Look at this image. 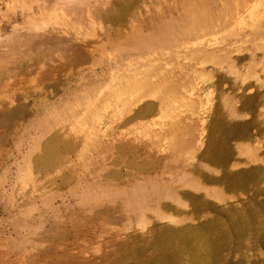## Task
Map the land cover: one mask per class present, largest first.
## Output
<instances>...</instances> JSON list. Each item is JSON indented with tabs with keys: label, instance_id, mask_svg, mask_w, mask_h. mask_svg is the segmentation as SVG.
Here are the masks:
<instances>
[{
	"label": "rangeland",
	"instance_id": "1",
	"mask_svg": "<svg viewBox=\"0 0 264 264\" xmlns=\"http://www.w3.org/2000/svg\"><path fill=\"white\" fill-rule=\"evenodd\" d=\"M263 10L264 0H0V264H200L194 255L214 243L211 264H264V14L250 26ZM151 40L171 45L155 63L181 113L138 118L189 125L157 146L162 156L95 162L94 138L109 136L89 133L92 117L106 118L126 53ZM50 49L73 63L28 66ZM197 80L200 115L179 101ZM135 120L117 130L143 136ZM55 131L57 148L84 140L68 166L29 180Z\"/></svg>",
	"mask_w": 264,
	"mask_h": 264
},
{
	"label": "bare ground",
	"instance_id": "2",
	"mask_svg": "<svg viewBox=\"0 0 264 264\" xmlns=\"http://www.w3.org/2000/svg\"><path fill=\"white\" fill-rule=\"evenodd\" d=\"M261 14H264V10L260 11L258 14H256L254 22H252V24L250 25V26L254 27V29L251 32L258 30L257 29L258 23L260 21H262V20L259 21V19L261 16H263ZM257 16H258V18H257ZM239 17L240 16L236 15V17H234L235 21H237ZM200 18H198L197 15L195 16V21H197L198 25L202 24L198 21ZM200 20H202L201 22L204 21L203 19H200ZM203 24H204V22H203ZM41 34H43V33H41ZM142 43L134 45L133 47L130 48L131 49L130 51L128 50L129 52L126 53V56L123 58V59H129L127 63L124 61L125 63L120 64L118 61V63L120 64L119 65L120 67L124 66L121 69L122 70L124 69L125 71H127V72H123V71L121 72V75L123 73L122 76H124V77L126 76V77H125V79L123 77L124 80L119 79V80L115 81V83L113 84V88H111V91L108 92L104 96L103 102L104 101L105 102H104L103 106H104V108H109L108 111H105V114H104V116L106 118L102 119L101 114H95V113H94V117H92V120H91L92 126L90 128L89 133H93L95 135L100 134V136L103 135L104 137L109 136V137H106V139L108 138L107 140H109V143L103 139L104 144L101 141L102 139L100 140V138L99 139L94 138V145H93L91 150L93 152L92 159L96 160L95 162H98V161L102 162L103 161V162H106L105 164L124 165L126 167H131L134 164V159L136 157H141L142 154H145V156H147V155H152L155 152L158 153V151H155V150L157 149V146L158 147L160 145L162 146L161 143L166 142V140H164V138H166L167 135L169 136L170 134H175L178 132V130L181 127H187V125H189L185 121H182V118H178V116H177V119H174V120L172 119L173 121H171V119L168 118L169 119V120L167 119L168 123L165 120L166 124H165V121L163 120V119H165V117L163 116L164 114L165 115L168 114L171 116V115H174V114H172L174 111H177V112H174L176 114L178 112L181 113L180 112L181 110L179 109L180 107L178 108L179 111H178V109L177 110L174 109L176 107V103H177V102L176 103H174V102H175V100L177 101L178 98L168 99V98H165L163 95L160 94L161 90L163 88H165L167 85L166 83H164V78H167L168 76L166 74L170 75L169 74L170 72L169 73L164 72V70H162V68L158 67V64L155 63L156 60L163 59L166 56H169L168 50L170 49L171 45L165 44L163 41H157V40H151V41H149V43L146 42L147 44L144 42H142ZM201 51L204 52L205 50H201ZM37 53H38V55H36ZM37 53L34 55L36 57L31 59V60H33L32 63L28 64V66L37 67L39 64H41L40 69L42 67H44V68L47 67V69H50L51 72H53V73H55L54 70L65 69L66 67H68L69 64L73 63L72 61H74L73 57H71V54H67V53H64L61 51L56 52L55 50H52V49L47 50V51H41V52L38 51ZM56 55L59 56L60 60L55 61ZM198 55H199V53H196L194 55V59L196 60V62L192 66H195L198 63ZM50 60L53 64H50L48 62ZM132 60H135V62L133 63ZM54 61H55V63H54ZM121 62H122V60H121ZM27 63H29V61ZM124 64H126V67ZM142 67H146V68L144 69ZM7 71H9V70L7 69ZM1 72H0V74H1ZM6 74H7V72H6ZM48 74H47L46 69H44V71L43 70L39 71V76H40L39 79L43 78V80H44L47 77L50 78L49 75H51L52 73H50L49 75ZM158 75L163 77V79L159 80L158 78H155ZM199 83H200V80L199 81L197 80L194 83V86L190 87L187 90L186 96L188 95V97H187L188 99H187V101L185 100L186 103H184V100L179 99L180 102L183 101L182 103L186 106L187 110L190 111L191 114L195 113V115H200L204 112V109L206 108V104L208 101V99H207L208 97H206L207 93L203 92V94H204L203 95L201 91L199 92V88H200L198 86ZM202 85H203V83H202ZM151 98H155L157 100L155 101V99H154V101H153V100H151ZM178 106H180L179 103H178ZM181 107H183V105ZM184 107H183V109H184ZM186 108H185V110H186ZM173 109H174V111H173ZM154 110L158 111L160 113L164 112L163 115L161 114L164 118L162 117L159 121H158V119L157 120L156 119H150V120L147 119L146 121H144V118L147 117V116L144 117L145 113H148V112L151 113V111H154ZM165 110L168 112L170 110H172V112L170 111L171 113L170 112L168 113ZM188 111L185 113H188ZM188 114H185L184 116H186ZM191 114H189V116L187 118H189ZM191 116H193V115H191ZM138 117H144V118H142V121H141V119H139ZM134 119H136V120L138 119V121L141 122V126H142V128H144L142 130L141 134L144 133L145 136L139 135L140 133L138 134L137 132H140V131H138V130L137 131L135 130L136 134H138V135H136L135 133L132 135L128 134V136H124L125 134L122 135L123 132L128 127V126H126L125 127L126 129L124 128L125 129L124 130L123 129L124 125H127L129 121H132ZM154 120H156V121H154ZM135 121H133V123H135ZM157 121L158 122L162 121V123H160V124H163V123L164 124L158 125V127H155V126H157V124H159V123H156ZM169 121H171V122L169 123ZM139 122H138V124H139ZM101 124H102V126H99ZM64 125L65 124L63 123L62 128L64 127ZM128 125H130V123ZM65 126H67V125H65ZM138 126H140V125H138ZM117 129H123L124 131L122 132V131L117 130ZM128 129L130 130V127ZM132 129L134 130V128H132ZM97 130L99 132H97ZM129 130H127V131H129ZM116 131L117 132L120 131V134L118 132L119 138H116L115 141L110 142V140L115 139V137L113 138L112 135L117 136ZM135 131H133V132H135ZM129 132H125V133H129ZM130 134H131V132H130ZM58 135L56 134V131H55L54 134L48 136L47 139L45 140L44 145L41 148V153L34 157V161L30 166L31 170L29 172L25 173L26 177L29 180H30V178L32 180H37L38 177H40V176H45L47 174H50L51 172L52 173L53 172H59L60 170H62L61 169L62 167L68 166V164L71 163V155H70L71 152L75 151V149L82 142V140H84V138L82 136L74 134V136H72L69 140L63 142L62 146L60 148H57L55 145H57V139H58L57 136ZM110 136L112 137V139ZM139 136L144 137V138L141 139ZM62 139H64V138H62ZM176 147L179 148L178 146H176ZM157 150H159V149H157ZM160 153H162V152L160 151ZM158 155H161V154L158 153ZM156 157H158V156H156ZM85 166H87L86 163H84V165L82 167H85ZM70 169L75 170V168L73 166H71ZM183 245H185V244L183 243L182 246ZM206 246H207V244H206ZM185 247L186 246H184V248ZM216 247L217 246L214 243L210 246V249L207 248L209 251H207V249H206L207 253H205L204 255H198V253H196L197 255L196 254L194 255L195 260L198 261V263H200V264H208V263L211 264V262H214V254H217L216 253ZM187 248L189 249L188 246H187ZM182 249H183V247H182ZM197 249L198 248H196V250ZM185 250H186V248H185ZM189 250H191V249H189ZM195 252H197V251H195ZM215 258H217V257H215ZM193 259H192V261H194ZM165 261H166V259H165ZM161 264H162V262H161ZM163 264H164V261H163ZM217 264H220V263H217Z\"/></svg>",
	"mask_w": 264,
	"mask_h": 264
}]
</instances>
